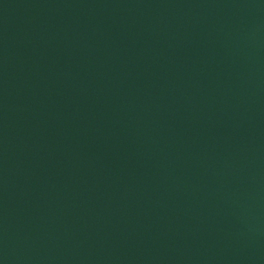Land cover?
I'll use <instances>...</instances> for the list:
<instances>
[{
    "label": "water",
    "instance_id": "1",
    "mask_svg": "<svg viewBox=\"0 0 264 264\" xmlns=\"http://www.w3.org/2000/svg\"><path fill=\"white\" fill-rule=\"evenodd\" d=\"M100 0H0V264H28L45 178Z\"/></svg>",
    "mask_w": 264,
    "mask_h": 264
}]
</instances>
